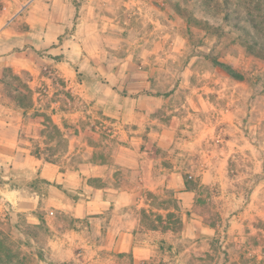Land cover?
<instances>
[{
    "label": "rangeland",
    "instance_id": "obj_1",
    "mask_svg": "<svg viewBox=\"0 0 264 264\" xmlns=\"http://www.w3.org/2000/svg\"><path fill=\"white\" fill-rule=\"evenodd\" d=\"M93 3L97 13L103 3L111 8L107 40L74 44V54L35 50L33 69L0 78V110L42 117L31 157L62 170L87 162L90 147L113 166L116 181L125 182L128 163L126 154L115 160V149L134 148L137 163L163 168L158 177L170 169L169 180L143 193L136 213L135 243L152 242L139 264H264V0ZM104 85L119 88L113 100L142 95L144 117L174 127L173 137L161 145L148 131L126 136L119 125L94 119L102 115L94 101ZM72 138L75 155L68 154ZM17 168L12 156L0 155V264H136L95 236L88 217L76 220L57 208L54 196H34L37 207L26 210L5 201L14 185L41 198L52 190ZM30 200L24 195L20 204Z\"/></svg>",
    "mask_w": 264,
    "mask_h": 264
},
{
    "label": "crops",
    "instance_id": "obj_2",
    "mask_svg": "<svg viewBox=\"0 0 264 264\" xmlns=\"http://www.w3.org/2000/svg\"><path fill=\"white\" fill-rule=\"evenodd\" d=\"M5 1L6 4L0 3V78L5 71L20 74L33 69L35 50L43 52L58 50L74 54V44L79 42L96 44L107 40L110 23L107 21L105 11L111 8L104 3V10L100 9L97 13L94 0H76L80 3L77 6L73 3L74 0ZM100 22L103 25H100ZM54 43H58L59 46L51 48ZM101 51V48L94 50V57H101ZM102 89L105 92L104 96L97 95L94 101V108L101 111L102 115H94V119L108 125H119V128H122L121 132L126 136L130 132L137 135L148 131L161 145L173 137L174 127L161 124L158 118L144 117L142 111L145 101L147 103L148 100H144L142 95L132 97L128 95V99L113 100L110 94L114 89L110 85H104ZM117 90L118 87L114 91ZM71 119L78 122L79 116L72 115ZM96 120L92 121L93 126ZM42 122V117L32 116L30 112L19 114L10 111L7 115L0 110V155L12 156L15 168L23 167L32 173L33 177L35 175L43 182L49 183V188L52 189L41 198V194L23 193L14 185L7 194H3L5 201L10 198L9 203H12V206L15 204L19 210H26L35 209L38 199L49 202L52 199L48 196H54L53 202L56 207L65 209L72 218L80 220L88 217L87 219L93 223L91 229H94L95 236L100 235L104 242L109 244L107 245L109 249L113 247L119 253L130 254L136 264L143 263L151 254L152 242L145 240L141 244L135 243L137 235L135 229L137 230L140 225L136 213L144 203L143 193L153 191L164 184V180L170 177L168 173L170 169L167 170L166 178L158 177L157 170L162 171L163 168L158 169L152 160L150 163H137L136 155L139 153L134 148L127 149L128 152L115 149V154L112 153L116 155L115 160H124L122 155L126 154L125 161L128 163L125 182L119 179L117 182L113 175V166L98 161L95 154L97 149L90 147L87 162L78 165L77 168L62 170L58 164L31 157L32 141L34 138H41L38 132L43 127ZM54 123L58 125L57 117ZM125 125L130 127L125 130ZM94 127L92 133L94 139L98 140L99 135L96 133L98 129L97 126ZM69 148L71 151L68 154L79 153L75 150L73 138ZM42 150L43 148H40L39 153ZM11 185L12 183L8 184ZM23 194L31 198L27 207L20 204ZM2 206L0 204L1 217ZM83 235L82 231L77 232V236ZM72 244H75L74 241ZM90 245L97 248L96 241Z\"/></svg>",
    "mask_w": 264,
    "mask_h": 264
},
{
    "label": "trees",
    "instance_id": "obj_3",
    "mask_svg": "<svg viewBox=\"0 0 264 264\" xmlns=\"http://www.w3.org/2000/svg\"><path fill=\"white\" fill-rule=\"evenodd\" d=\"M245 47H246L247 50L250 51V53H252V54H255V53H256V52H255V49H256V48H255L252 44H248V45L245 46ZM258 49H259V51L264 52V47H259Z\"/></svg>",
    "mask_w": 264,
    "mask_h": 264
}]
</instances>
